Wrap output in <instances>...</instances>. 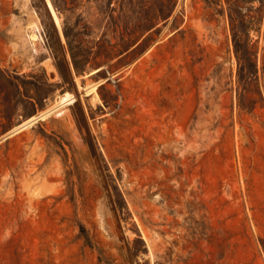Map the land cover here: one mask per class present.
<instances>
[{"label":"rangeland","instance_id":"rangeland-1","mask_svg":"<svg viewBox=\"0 0 264 264\" xmlns=\"http://www.w3.org/2000/svg\"><path fill=\"white\" fill-rule=\"evenodd\" d=\"M48 1L0 0V264H264V0Z\"/></svg>","mask_w":264,"mask_h":264},{"label":"bare ground","instance_id":"bare-ground-1","mask_svg":"<svg viewBox=\"0 0 264 264\" xmlns=\"http://www.w3.org/2000/svg\"><path fill=\"white\" fill-rule=\"evenodd\" d=\"M43 3H44V5H45V8L46 9H48L49 11H50V14L51 15H49V17L51 18V22H52V24L55 26V28H56V32L58 33V35H59V26H58V21H57V19H56V17H55V15H54V13H53V10L51 9V7H50V5H49V1L48 0H43ZM43 5V6H44ZM32 31V28H27V31ZM26 32V31H25ZM29 34V33H28ZM28 34H26L27 35V38H28V40L30 39V40H35V36L34 35H28ZM31 34V33H30ZM37 36V35H36ZM58 37H60V35L58 36ZM38 38V37H37ZM37 41V40H36ZM30 42V41H29ZM32 42V41H31ZM94 83V82H93ZM88 84V83H87ZM87 86H89V85H87ZM95 86V84H92L91 83V85H90V88H93ZM57 102L55 103V105H61V104H63V103H65L66 101H69V100H71V96L70 95H68V94H63V95H61V96H59V97H57ZM56 101V100H55ZM70 105V104H69ZM57 112V111H56ZM35 120V117H32V118H30V119H28V120H25L24 122H22L21 124H19L18 126H16V127H13V129L11 130V132L9 133V135H11V134H13V133H15V132H17V131H20L21 129H23L24 127H26L27 125H29L31 122H33ZM31 126V125H30ZM29 127V126H28ZM27 127V128H28ZM8 135V136H9ZM10 138V137H9Z\"/></svg>","mask_w":264,"mask_h":264},{"label":"water","instance_id":"water-1","mask_svg":"<svg viewBox=\"0 0 264 264\" xmlns=\"http://www.w3.org/2000/svg\"><path fill=\"white\" fill-rule=\"evenodd\" d=\"M11 132V130H9L6 134L0 136V140L7 137L9 135V133Z\"/></svg>","mask_w":264,"mask_h":264}]
</instances>
